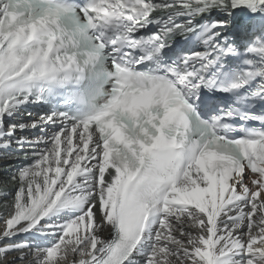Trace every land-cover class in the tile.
<instances>
[{"label":"snow or ice","instance_id":"obj_1","mask_svg":"<svg viewBox=\"0 0 264 264\" xmlns=\"http://www.w3.org/2000/svg\"><path fill=\"white\" fill-rule=\"evenodd\" d=\"M0 159V264H264V0H0Z\"/></svg>","mask_w":264,"mask_h":264},{"label":"bare ground","instance_id":"obj_2","mask_svg":"<svg viewBox=\"0 0 264 264\" xmlns=\"http://www.w3.org/2000/svg\"><path fill=\"white\" fill-rule=\"evenodd\" d=\"M39 117H37L35 120H38ZM24 122H28L30 123L31 121H28V119H23ZM30 133V134H29ZM17 135H19V133H17ZM25 135H27L30 139H34L38 136H41V132L40 129L37 128L35 130H30L29 132L25 133ZM15 166V164H14ZM16 169V167H13L10 172H3L0 171V191H4L7 190L8 188H10L11 184L13 183V181L10 179V174L12 172H14ZM0 212H3V207L2 205H0Z\"/></svg>","mask_w":264,"mask_h":264}]
</instances>
